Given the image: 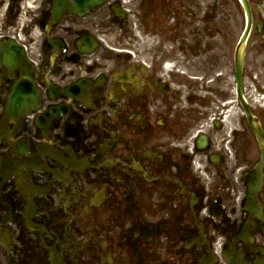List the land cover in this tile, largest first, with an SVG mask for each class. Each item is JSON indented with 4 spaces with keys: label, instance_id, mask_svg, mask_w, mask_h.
<instances>
[{
    "label": "flooded vegetation",
    "instance_id": "1",
    "mask_svg": "<svg viewBox=\"0 0 264 264\" xmlns=\"http://www.w3.org/2000/svg\"><path fill=\"white\" fill-rule=\"evenodd\" d=\"M248 5L0 0V264H264Z\"/></svg>",
    "mask_w": 264,
    "mask_h": 264
}]
</instances>
